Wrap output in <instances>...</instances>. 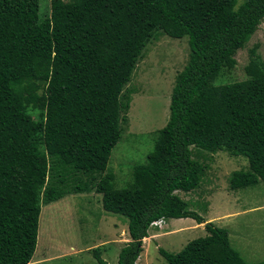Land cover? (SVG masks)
I'll return each instance as SVG.
<instances>
[{
    "label": "trees",
    "instance_id": "1",
    "mask_svg": "<svg viewBox=\"0 0 264 264\" xmlns=\"http://www.w3.org/2000/svg\"><path fill=\"white\" fill-rule=\"evenodd\" d=\"M0 0V264H28L35 243L46 154L80 170H104L119 138L122 87L155 30L186 37L188 55L175 74L168 117L146 154L147 190L111 188L101 208L126 220L129 240L115 264H137L141 241L159 218L202 217L177 192L199 186L205 166L192 148L241 156L245 170L227 177L231 190L264 181V62L253 57L246 79L213 85L234 65L264 18V0ZM43 92L36 93L37 85ZM39 109L33 119L29 109ZM177 252L158 247L164 264H264L244 260L226 228ZM92 257L108 264L96 249Z\"/></svg>",
    "mask_w": 264,
    "mask_h": 264
},
{
    "label": "rangeland",
    "instance_id": "2",
    "mask_svg": "<svg viewBox=\"0 0 264 264\" xmlns=\"http://www.w3.org/2000/svg\"><path fill=\"white\" fill-rule=\"evenodd\" d=\"M48 4L49 0H38L39 12L47 14ZM251 50L256 60L264 62V18L234 52V65L221 66L211 83L246 79L244 66L251 58ZM187 55L184 36L172 38L155 30L149 38L121 89L119 100L128 101V107L119 110V138L110 150L104 170L76 169L57 154H46L36 243L28 264H98L92 257L94 249L108 264L116 263L117 252L128 239L126 220L104 211L100 195L111 188L128 187L137 195L147 190L148 179L141 167L167 120L174 76L185 64ZM42 92L40 83L36 93ZM29 112L33 119L39 118L38 108ZM192 153L205 166L202 181L194 190L177 194L203 222L184 224L192 219L178 218L181 222L172 227L180 225L183 232L165 236H153L160 227L150 226L148 236L141 241L136 263L164 264L158 247L168 252L179 251L187 241L205 233L206 221L226 228L230 246L244 260L264 259V181L231 190L227 177L232 170L247 168L244 157L195 148ZM169 226L167 223L166 227Z\"/></svg>",
    "mask_w": 264,
    "mask_h": 264
},
{
    "label": "crops",
    "instance_id": "3",
    "mask_svg": "<svg viewBox=\"0 0 264 264\" xmlns=\"http://www.w3.org/2000/svg\"><path fill=\"white\" fill-rule=\"evenodd\" d=\"M191 219V218H190ZM180 219H178V218H168V219H166L165 221H164V223L162 224V225H160L159 227V230L157 231V233L156 234H154L153 236H157V235H162V236H165V235H168V234H178V233H182L183 232V229H181V226L179 225V226H174L175 228H173L172 227V224H174L175 222H177V221H179ZM179 222H181V220L179 221ZM190 222H193V223H195L194 222V220L192 219V220H187L186 221V223H184V224H191ZM167 223H169V227H166V224ZM195 224H197V223H195ZM150 229V226L148 227V229H147V236H148V230ZM161 231V232H160ZM146 236V237H147ZM152 236V238H154ZM146 237H143L142 239H144V238H146ZM129 240V238L126 240V241H128ZM154 240H156L157 241V239H154ZM123 246V245H122ZM121 246V247H122ZM120 249V248H119ZM118 253V252H117ZM138 256H139V254H138Z\"/></svg>",
    "mask_w": 264,
    "mask_h": 264
},
{
    "label": "built area",
    "instance_id": "4",
    "mask_svg": "<svg viewBox=\"0 0 264 264\" xmlns=\"http://www.w3.org/2000/svg\"><path fill=\"white\" fill-rule=\"evenodd\" d=\"M163 222H164V219L163 218H159V219H157V220H154V221H152L151 223H150V225L151 226H160V225H162L163 224Z\"/></svg>",
    "mask_w": 264,
    "mask_h": 264
},
{
    "label": "clouds",
    "instance_id": "5",
    "mask_svg": "<svg viewBox=\"0 0 264 264\" xmlns=\"http://www.w3.org/2000/svg\"><path fill=\"white\" fill-rule=\"evenodd\" d=\"M164 221H165V219H164ZM164 223V222H163ZM149 226H151V225H149Z\"/></svg>",
    "mask_w": 264,
    "mask_h": 264
}]
</instances>
